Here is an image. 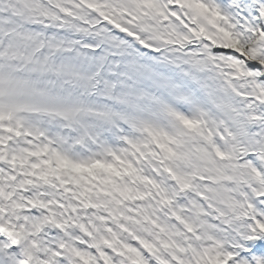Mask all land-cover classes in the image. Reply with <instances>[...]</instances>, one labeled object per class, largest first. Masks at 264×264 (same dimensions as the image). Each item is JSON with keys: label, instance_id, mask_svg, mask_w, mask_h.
Wrapping results in <instances>:
<instances>
[{"label": "snow or ice", "instance_id": "obj_1", "mask_svg": "<svg viewBox=\"0 0 264 264\" xmlns=\"http://www.w3.org/2000/svg\"><path fill=\"white\" fill-rule=\"evenodd\" d=\"M0 264H264V0H0Z\"/></svg>", "mask_w": 264, "mask_h": 264}]
</instances>
